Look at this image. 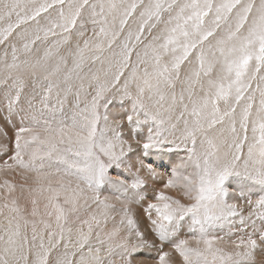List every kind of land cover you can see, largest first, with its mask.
Returning a JSON list of instances; mask_svg holds the SVG:
<instances>
[{"label": "snow or ice", "instance_id": "6c2138e0", "mask_svg": "<svg viewBox=\"0 0 264 264\" xmlns=\"http://www.w3.org/2000/svg\"><path fill=\"white\" fill-rule=\"evenodd\" d=\"M0 108V264L264 253V0H0Z\"/></svg>", "mask_w": 264, "mask_h": 264}, {"label": "rangeland", "instance_id": "374dc122", "mask_svg": "<svg viewBox=\"0 0 264 264\" xmlns=\"http://www.w3.org/2000/svg\"><path fill=\"white\" fill-rule=\"evenodd\" d=\"M30 90L31 89L29 87V91ZM129 108H130V103H125L123 106H121L119 100L117 99L116 102L109 109L110 119L117 112L124 113L125 110L129 109ZM0 118H1V121H0V144H4L6 142L5 144H7L8 148H9V151L6 154L0 155V164H2L4 162V160H6L9 155H11L12 141L14 139L13 136H14L15 128L19 127L20 121H19V116L10 115L3 108H0ZM125 125H126V121H125ZM4 131L7 132V138H5L3 135ZM170 155H173V156H170ZM167 156H168V158H166ZM167 156L164 157L165 159L163 158V160L158 161L159 164L163 165L162 166L163 169H162V167L158 168V171L160 172V178H158L154 182L149 180L148 187H147V189H145L149 199L153 198L154 188L155 189H162L163 182L171 174V169L176 164L180 163L181 159L186 156V153L182 150H176ZM174 156L177 158L178 161L174 162L175 160H172ZM109 174L111 176H115L116 169H114V168L110 169ZM0 177L7 178L9 180H13V182H15V183L21 182L20 177L15 175V173H3V174H0ZM167 194L179 197V192L176 190L169 189V190H167ZM101 195L102 196L111 195V193L109 191L105 190V191H102ZM145 203H147V201H145ZM132 207H133V211H134L138 221L140 222L141 230H145L147 227V218L143 214L142 207L139 205L138 206L133 205ZM134 208H135V210H134ZM246 214H247V210H245V215ZM240 234L241 233H237V235H240ZM149 238L151 239L152 237L150 236ZM235 238L236 237L234 236L233 239H235ZM165 250H169V246L166 245ZM155 255H156L155 250H153L152 251V257L154 258ZM176 259H178V257H176ZM255 261H256V264H264V253H261L259 250H257V252L255 254ZM147 264H153V260L147 259Z\"/></svg>", "mask_w": 264, "mask_h": 264}, {"label": "bare ground", "instance_id": "6f19581e", "mask_svg": "<svg viewBox=\"0 0 264 264\" xmlns=\"http://www.w3.org/2000/svg\"><path fill=\"white\" fill-rule=\"evenodd\" d=\"M0 121H1V118H0ZM13 138H14V136H13ZM13 140H14V139H13ZM5 143H6V142H5ZM5 143H4V144H5ZM170 156H173V155H170ZM170 156H169V157H170ZM3 157H4V156H3ZM165 157H166V156H165ZM166 158H168V156H167ZM170 158H171V157H170ZM164 159H165V158H164ZM167 160H168V159H167ZM170 160H171V159H170ZM172 160H175L174 162L178 161L177 158H176L175 156L173 157ZM173 164H174V163H173ZM165 167H166V166H165ZM162 169H163V167H162ZM165 171H166V170H165ZM155 187H156V186H155ZM150 189H151V188H150ZM154 189H155V188H154ZM137 206H138V205H137ZM135 207H136V206H135ZM134 210H135V208H134Z\"/></svg>", "mask_w": 264, "mask_h": 264}]
</instances>
